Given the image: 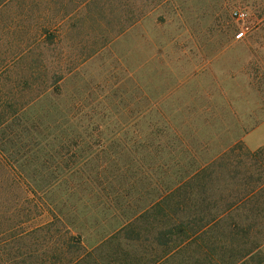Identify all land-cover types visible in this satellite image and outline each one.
I'll return each mask as SVG.
<instances>
[{
	"label": "rangeland",
	"instance_id": "374dc122",
	"mask_svg": "<svg viewBox=\"0 0 264 264\" xmlns=\"http://www.w3.org/2000/svg\"><path fill=\"white\" fill-rule=\"evenodd\" d=\"M56 1L13 0L5 7L0 15V75L27 73L2 68L5 58L22 47L15 42H10L9 49L5 46L16 35L24 44H30L40 25L60 22L59 16L52 15L58 11ZM74 2L67 3L68 11L73 10ZM99 6L97 21H92L96 16L89 17L83 6L59 23L66 31V40L65 52H58L57 59H66L68 66L63 64V68L68 67V76L59 85L60 90L44 94L23 117L25 122H39L58 132L83 131L81 139H97L99 133L94 129L100 123L110 129L104 136L108 142L120 140V146L125 144L131 151L110 148L107 158H115L127 167L132 161L139 169L143 165L141 173L148 177L145 185H131L133 177L125 181L127 176L138 173V167L122 170L126 177L120 174L121 182L103 176L102 183L95 171L90 173L84 167L83 174L91 175L90 180L97 184L92 181L83 189L61 184L64 192L59 195L66 202L67 222L75 220L77 229L73 231H80L89 247H95L118 229L126 216L144 207L151 198L148 193L140 196L142 200L137 198V190L151 191L156 187L149 184L151 174L157 178L163 170L153 169L150 160L141 161L140 157L146 145L148 154L153 155L152 145L159 141V134L166 142L177 136V151L168 149L163 154L212 157L264 122V0H100ZM236 9L248 12L244 24L233 17ZM243 26L246 35L237 38ZM99 29L124 31L80 62L79 56L94 49L91 34ZM59 61L54 58L53 63L46 64L54 71ZM140 126L144 133L136 136L132 128ZM260 130V136H264V125ZM42 145L46 149L56 146L46 140ZM186 148L189 153L183 150ZM28 159L25 158L28 164L24 175L15 178L17 184L11 183L13 178L7 171H0V221L3 228L13 226L18 233L49 218L48 212L38 215L39 196L46 198L30 190L34 182L29 172L35 162ZM108 173L110 177L112 172ZM90 187H94L93 193ZM123 189L129 197L119 195L120 201L115 203L113 199ZM263 205L258 213L244 210L236 216L244 225H255L250 235L259 248L247 264H264ZM1 235L10 238V233ZM24 242L31 246L29 240ZM241 250L240 247L238 252ZM184 256L182 253V260Z\"/></svg>",
	"mask_w": 264,
	"mask_h": 264
},
{
	"label": "trees",
	"instance_id": "16d2710c",
	"mask_svg": "<svg viewBox=\"0 0 264 264\" xmlns=\"http://www.w3.org/2000/svg\"><path fill=\"white\" fill-rule=\"evenodd\" d=\"M12 1L0 0V15ZM74 1L57 0L58 5L55 6L58 11L56 9L52 15L59 16L62 21L85 6L89 17L96 16L92 21L98 20L96 13L100 0ZM71 2H74V8L68 11ZM94 9L95 13L92 12ZM60 22L46 21L40 25L34 32V42L30 44H24L17 35L5 43L6 49H9L10 42L22 47L5 58L6 65L3 64L2 68L7 72L27 73L0 75V171H7L13 178L11 183L17 184L15 178L24 175L28 164L25 158L34 160L29 172L34 186L30 190L35 196L44 194L46 199L39 196L38 215L48 212L49 218L20 233L13 226L3 228L0 221V264H247V259L259 248V243L251 240L250 235L255 225H244L236 220V216L244 210L258 213L264 204V146L252 151L243 141L212 157L193 154L179 158L176 153L163 154L168 149L177 151V136L170 142L162 141L157 129L155 134L160 138L152 145L153 155L148 154L144 142L141 145L143 148L146 145L141 161L150 160L153 169L163 170L159 172L160 177L154 178L155 174H151L149 184L156 185L151 191L137 190L139 199L146 193L151 196L145 206L124 216L120 227L95 247L85 243L80 231H73L77 227L75 220L70 221L72 225L67 222L66 202L61 201L62 195H59L60 191L64 192L61 184L65 183L72 189H83L92 181L97 184L90 180L91 175L86 174V177L83 174L84 167L90 173L95 171L100 183L103 176L121 182L118 177H126L122 170L130 171L139 165L132 164V161L127 167L115 158H107L111 150L131 151L125 144L120 146V140L108 142L104 136L110 129L100 123L94 129L99 133L97 140L81 139L83 131L59 129L58 132L42 127L39 122L24 121L27 109L44 94L60 90L59 85L68 76V67L66 71L63 68V64L68 66L66 59H57L58 52H65L63 45L66 40V31L58 26ZM123 31L94 30L91 34L94 49L85 56H79V61L96 54L105 43ZM5 52L2 53L7 55ZM54 58L60 63L53 71L46 61L53 63ZM132 131L136 136L144 133L141 126L132 128ZM44 140L56 146L46 149V145H42ZM183 150L190 151L188 148ZM77 164L81 166L76 167ZM140 166L138 173L127 176L125 181L133 177L135 180L131 185L147 184L148 177H143V165ZM110 171L112 175L108 177ZM90 188L93 193L94 187ZM125 191L123 189L121 193L124 194H116L113 201H120L119 195L129 197ZM4 232L10 233V238L2 236ZM26 239L31 246L23 243ZM21 242L23 250L20 249ZM240 247L242 250L238 252ZM182 253H185L183 260Z\"/></svg>",
	"mask_w": 264,
	"mask_h": 264
},
{
	"label": "crops",
	"instance_id": "0c3cea01",
	"mask_svg": "<svg viewBox=\"0 0 264 264\" xmlns=\"http://www.w3.org/2000/svg\"><path fill=\"white\" fill-rule=\"evenodd\" d=\"M264 125V122L256 126L255 128L247 131L245 135L242 137L241 140L245 143L248 149L254 151L257 150L258 148L264 146V136H260V129ZM238 142V141H236ZM235 142V143H236ZM234 144V143H233Z\"/></svg>",
	"mask_w": 264,
	"mask_h": 264
},
{
	"label": "built area",
	"instance_id": "2783aa9c",
	"mask_svg": "<svg viewBox=\"0 0 264 264\" xmlns=\"http://www.w3.org/2000/svg\"><path fill=\"white\" fill-rule=\"evenodd\" d=\"M232 15L237 21L243 24L248 20V17H249V14L245 9H236L233 11ZM236 35H237V38H240V39L245 37L246 31L244 29V26L243 28H239Z\"/></svg>",
	"mask_w": 264,
	"mask_h": 264
}]
</instances>
